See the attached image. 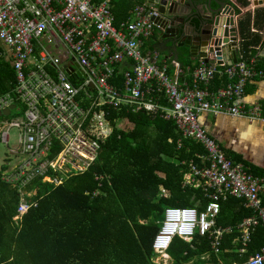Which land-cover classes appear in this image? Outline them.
<instances>
[{"label":"built area","instance_id":"1","mask_svg":"<svg viewBox=\"0 0 264 264\" xmlns=\"http://www.w3.org/2000/svg\"><path fill=\"white\" fill-rule=\"evenodd\" d=\"M159 17L157 6L145 2L133 9L128 23L116 27L108 1L0 0V65L8 64L14 71L12 89L0 92V137L8 144L10 131L17 129L11 154L20 162L13 168L6 163L4 171V179L20 189L14 221L19 223L37 206L26 197L32 193L23 190L32 180L40 177L59 187L94 165L114 128L123 125V120L109 118L110 111L124 108L173 121L182 139L206 150L197 155L198 164L189 163L181 184L202 189L209 203L202 211L164 210L153 238V262L170 264L167 250L174 237L192 239L197 231L215 237L212 245L218 253L219 237L232 230L217 224L219 203L228 197L242 200L252 210L237 226L242 239L238 253L244 254L256 226L264 225V177L228 159L200 117L261 116L260 108L248 109L242 102L247 83L257 75L264 77V71L255 70L259 54L247 58L238 37L228 54L214 55L207 62L200 59L189 81H181L175 61L161 59L157 51L143 52L144 41L163 31ZM256 50L261 52L262 47ZM12 104L15 107L4 114ZM52 148H58L56 155ZM167 195L166 189L159 190V196ZM244 264H264V246Z\"/></svg>","mask_w":264,"mask_h":264},{"label":"trees","instance_id":"2","mask_svg":"<svg viewBox=\"0 0 264 264\" xmlns=\"http://www.w3.org/2000/svg\"><path fill=\"white\" fill-rule=\"evenodd\" d=\"M94 1L109 2L116 27L128 23L133 9L147 2ZM151 40L155 38L144 41L143 52L157 51L156 42ZM242 45L247 50L252 40H244ZM184 55L189 56L187 49L178 54L179 75L181 81H189L197 66ZM169 70L173 72V67ZM13 80L11 66L0 65V92H9ZM119 81H123L122 75ZM109 118L123 120V125L114 128L87 172L68 178L59 187L37 177L23 188L32 193L26 197L37 206L31 207L19 223L14 221L21 202L19 186L4 179L5 164L0 168V264H154L153 238L162 224L160 217L164 219V210L179 207L202 211L208 205L202 189L181 184L189 163L198 164L197 155H205L201 144L182 139L173 121L156 114L122 108L111 110ZM58 151L52 148L53 155ZM225 156L241 162L248 173L264 177V171L250 167L240 157ZM161 188L168 191L167 196H159ZM219 204V226L252 214L242 200L234 197ZM235 236L236 230L224 231L218 253L212 250L215 237L209 233L197 232L191 241L174 237L167 250L170 264H240L246 256L226 252ZM262 246L264 226L259 225L253 231L249 254ZM205 254H209V260H203Z\"/></svg>","mask_w":264,"mask_h":264},{"label":"crops","instance_id":"3","mask_svg":"<svg viewBox=\"0 0 264 264\" xmlns=\"http://www.w3.org/2000/svg\"><path fill=\"white\" fill-rule=\"evenodd\" d=\"M147 2L151 0H146ZM237 7L241 9L243 19L240 22V38L244 41H251L252 44L247 50L241 44L243 52L247 55V58L252 59L257 57L255 70L257 72L264 71V67H260L262 63L264 66V0H231ZM150 3V2H149ZM154 3V1H151ZM237 23V21H236ZM151 42L156 45L154 48L160 53V58L164 59H174L168 54H162L159 44L160 36L157 33L151 39ZM256 47H263L261 52H257ZM185 59L192 60L193 65H198L199 59L195 60L189 56L184 55ZM233 59V58H232ZM178 60V59H177ZM179 61V60H178ZM181 64V63H180ZM189 68L187 69V71ZM226 80V79H225ZM219 83L218 80H215ZM242 102L247 104L246 108L251 109L254 107L260 108L261 116L256 119L249 118H239L228 115H212V114H202L200 117L201 124L211 137V139L220 147L223 154L230 157H240L245 161L250 167H255L256 170L264 171V77L257 75L252 80L247 83L245 88V93L243 94ZM231 160V159H230ZM234 161V160H232ZM237 162V161H234ZM239 162V161H238ZM241 163V162H239ZM241 221V220H240ZM238 223L225 225V228H232L236 230L237 236L232 240L233 244L226 252H233L238 254V248H240V232L238 230ZM264 226L258 224L257 226ZM219 226V225H218ZM223 227V225L221 226ZM253 234V232H252ZM202 235V234H201ZM212 236V235H211ZM193 239V238H192ZM191 241V239H188ZM252 241V235L250 239L246 241L244 247L247 252L241 254V257H245V261L249 257V245ZM238 244V248L237 245ZM212 250H214L213 245H211ZM263 247V246H262ZM261 248V247H260ZM258 248L256 251H258ZM220 252V250L218 251ZM154 253V252H153ZM255 251L252 254H254ZM169 256V255H168ZM156 254L154 253L153 259H155ZM209 254L203 256V260H209ZM170 258V257H169ZM153 261V260H152ZM244 261V262H245ZM244 262L240 264H244ZM154 263V262H153ZM171 263V258H170ZM156 264V263H154ZM232 264H239L234 262Z\"/></svg>","mask_w":264,"mask_h":264},{"label":"water","instance_id":"4","mask_svg":"<svg viewBox=\"0 0 264 264\" xmlns=\"http://www.w3.org/2000/svg\"><path fill=\"white\" fill-rule=\"evenodd\" d=\"M151 1L157 6L160 13L158 21L164 26L159 41L161 52L168 53L174 59L178 70L181 69L177 60L181 49H187L191 58H201L207 62L214 55L220 58L228 54L230 46L236 45L241 36L239 22L243 19L242 12L231 0ZM173 19L177 24L173 25ZM222 44L224 46L219 48ZM232 62H236L235 57ZM13 107L15 104L3 113L9 114Z\"/></svg>","mask_w":264,"mask_h":264},{"label":"rangeland","instance_id":"5","mask_svg":"<svg viewBox=\"0 0 264 264\" xmlns=\"http://www.w3.org/2000/svg\"><path fill=\"white\" fill-rule=\"evenodd\" d=\"M160 54V53H159ZM163 54V53H162ZM19 112L18 111H15L14 113H17ZM10 141L8 144L2 142L1 140V137H0V168L6 164V163H10V167L13 168V166H18L19 165V160L16 159V156H13L11 154V150L15 149L16 148V141H17V129L16 128H13L11 131H10ZM207 207V206H206ZM205 207V208H206ZM205 210V209H204ZM163 221V216L160 217L159 219V223L161 224ZM198 233H200L199 231H197ZM196 232V233H197ZM175 237H178V236H175ZM180 238V237H179ZM182 239V238H181ZM184 240H187V239H184ZM192 240V239H191ZM188 241V240H187ZM239 256H241L239 253H238ZM251 255V254H249ZM248 255V256H249ZM162 261H165L164 259H161ZM158 262V260H156Z\"/></svg>","mask_w":264,"mask_h":264},{"label":"flooded vegetation","instance_id":"6","mask_svg":"<svg viewBox=\"0 0 264 264\" xmlns=\"http://www.w3.org/2000/svg\"><path fill=\"white\" fill-rule=\"evenodd\" d=\"M172 21H173V25H174V24H177V22L175 21V19H173ZM240 22H241V21H240ZM240 22H239V23H240ZM237 25H238V21H237ZM162 26H163V25H162ZM163 27H164V26H163ZM156 34H157V33H155L154 35H156ZM158 34H159V36H160V39H159V41H160L161 38H162V37H161V34H162V33H158ZM162 36H163V35H162ZM159 44H160V49H161V43H159Z\"/></svg>","mask_w":264,"mask_h":264}]
</instances>
